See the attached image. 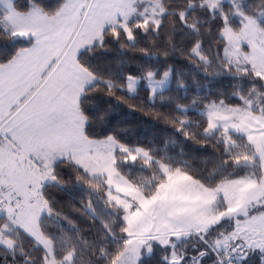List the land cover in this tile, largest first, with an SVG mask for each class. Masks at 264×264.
Listing matches in <instances>:
<instances>
[{
	"label": "snow or ice",
	"instance_id": "1",
	"mask_svg": "<svg viewBox=\"0 0 264 264\" xmlns=\"http://www.w3.org/2000/svg\"><path fill=\"white\" fill-rule=\"evenodd\" d=\"M0 264H264V0H0Z\"/></svg>",
	"mask_w": 264,
	"mask_h": 264
}]
</instances>
